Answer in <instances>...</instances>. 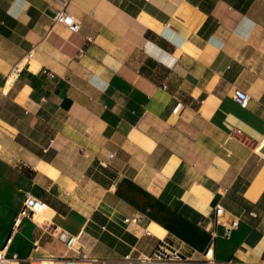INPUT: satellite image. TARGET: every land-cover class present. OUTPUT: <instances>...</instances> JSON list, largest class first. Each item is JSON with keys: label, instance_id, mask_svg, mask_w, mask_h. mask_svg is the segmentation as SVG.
<instances>
[{"label": "crops", "instance_id": "1", "mask_svg": "<svg viewBox=\"0 0 264 264\" xmlns=\"http://www.w3.org/2000/svg\"><path fill=\"white\" fill-rule=\"evenodd\" d=\"M26 194L47 208L12 232ZM160 241L183 262L147 259ZM0 248L264 264V0H0Z\"/></svg>", "mask_w": 264, "mask_h": 264}, {"label": "built area", "instance_id": "2", "mask_svg": "<svg viewBox=\"0 0 264 264\" xmlns=\"http://www.w3.org/2000/svg\"><path fill=\"white\" fill-rule=\"evenodd\" d=\"M66 3H62L61 8L53 10L52 14V22L53 23H60L63 24L68 28L71 32H78L80 29V22L71 14H69L65 10ZM83 53V50L81 49L79 52V55ZM31 55V54H29ZM12 71H15V68H13ZM50 76H52V73H48ZM234 100L241 106L246 107L249 99V95L246 91L241 89H235L233 93ZM184 105L181 102H177L173 108V113H178ZM44 204L42 200L30 195L26 194V197L23 202L22 208L19 210L16 218L14 219L12 232L20 225L21 220L25 217L32 218L34 214L37 212L36 207L39 205ZM216 221L223 215L224 210L221 205H216L214 208ZM238 225V220L234 219L229 221L228 223L224 224V236L228 237L230 230L236 228ZM58 238L65 242L67 247L71 250H74L79 253L78 249V239L74 236L67 235L65 232H59ZM171 245H169L165 241H160L157 246L155 247L153 253L151 256H149L147 259L153 260V261H159V262H165V261H177V262H183V259L177 251L175 252L170 250ZM16 261H18V258L16 255H8L5 251V248H0V264H14ZM51 264V263H47Z\"/></svg>", "mask_w": 264, "mask_h": 264}, {"label": "bare ground", "instance_id": "3", "mask_svg": "<svg viewBox=\"0 0 264 264\" xmlns=\"http://www.w3.org/2000/svg\"><path fill=\"white\" fill-rule=\"evenodd\" d=\"M47 206L45 204H41L38 207H36L37 212L34 214V217H36L37 215L42 214L45 210H46Z\"/></svg>", "mask_w": 264, "mask_h": 264}, {"label": "water", "instance_id": "4", "mask_svg": "<svg viewBox=\"0 0 264 264\" xmlns=\"http://www.w3.org/2000/svg\"><path fill=\"white\" fill-rule=\"evenodd\" d=\"M170 250L173 251V252H175V250L173 248H170ZM179 256H181V255L179 254Z\"/></svg>", "mask_w": 264, "mask_h": 264}, {"label": "rangeland", "instance_id": "5", "mask_svg": "<svg viewBox=\"0 0 264 264\" xmlns=\"http://www.w3.org/2000/svg\"><path fill=\"white\" fill-rule=\"evenodd\" d=\"M166 242V241H165ZM169 245H170V243L169 242H167Z\"/></svg>", "mask_w": 264, "mask_h": 264}]
</instances>
